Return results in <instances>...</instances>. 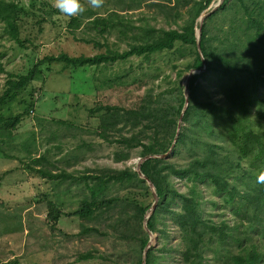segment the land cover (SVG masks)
Listing matches in <instances>:
<instances>
[{
    "label": "trees",
    "instance_id": "obj_1",
    "mask_svg": "<svg viewBox=\"0 0 264 264\" xmlns=\"http://www.w3.org/2000/svg\"><path fill=\"white\" fill-rule=\"evenodd\" d=\"M212 1L114 0L104 11L88 8L70 17L45 0H32L29 7L0 0L3 34L20 48L29 45L34 51L38 49L39 40L45 38V23L55 27L57 36L63 28L73 36L83 28L96 37L115 34L127 46L94 56L42 55L25 74L6 72L0 60V74L7 75L0 93V154L8 155L3 144L16 136L14 131L26 118L33 120L34 114L31 108L6 117L3 108L45 72L101 68L133 57L149 60L155 54L168 53L175 79L167 75L157 84L162 89L163 81L165 89L156 90L153 82L145 94L130 101L126 87L131 85L124 84L127 76H118L108 83L125 97L115 102L101 97L88 110L89 120L97 121L95 133L109 145H116L115 162L127 163L134 153L139 158L167 154L185 105L184 77L203 67L196 28ZM144 6L153 10L151 16L140 12L137 18L131 17ZM160 19L167 28L151 25ZM84 42L102 46L96 38ZM200 47L207 70L190 79L189 106L177 143L167 159H150L141 165L159 196L147 222L149 231L157 234V243L149 249L146 264H264V184L256 182L264 171V0H224L205 19ZM155 70L151 81L161 78L160 69ZM211 80L217 82V99L204 86ZM147 84V79L141 80L137 88ZM32 136L33 142L22 147L27 153L26 170L51 180L58 189L67 181L84 184L80 204L71 211H62L59 204L47 201L56 189L39 194L46 199L51 230L57 228L61 216L76 217L81 221L78 235L111 241L110 249L102 252L94 247L67 264L91 260L142 264L150 241L144 220L154 200L146 181L133 167L101 168L75 176L68 171L74 165L72 160H62L67 168H60L56 165L60 159L53 163L49 149L35 156L31 151L35 133ZM81 147L87 144L77 149ZM12 171L0 176V188ZM44 182L40 181L38 188ZM115 186H120L118 192L113 191ZM206 205L209 211L204 209ZM215 209L218 214H214ZM1 264L23 263L17 257Z\"/></svg>",
    "mask_w": 264,
    "mask_h": 264
},
{
    "label": "rangeland",
    "instance_id": "obj_2",
    "mask_svg": "<svg viewBox=\"0 0 264 264\" xmlns=\"http://www.w3.org/2000/svg\"><path fill=\"white\" fill-rule=\"evenodd\" d=\"M9 1H16L28 7L32 2V0ZM45 1L52 4V0ZM84 1L86 9L91 8L87 0ZM113 1L104 0L105 7L102 6L99 9L104 11L105 8L112 6L110 3ZM140 12L151 16L153 10L144 6L131 17L137 18ZM151 25L167 28L161 19L159 23L152 21ZM44 27L45 38L39 40L41 45L34 51L29 45L26 48L16 46L13 41L4 36L3 27L0 25V60L6 72L25 74L38 59L42 58V55L57 56L60 53H67L70 56H94L108 49L122 51L127 48L125 43L119 42L115 34L106 36V41L105 38L96 37L95 33L83 28L76 31L74 36L63 28V32L57 36L55 27H52L50 23H45ZM93 38H96L102 46L84 42V39ZM170 57L172 58L170 54L162 53L153 55L149 60L133 57L128 61L101 68L86 66L51 71L48 74L45 72L38 81L27 86L10 105L3 108L2 113L6 117L16 116L33 108L34 117L31 115L33 120L26 118L21 124L22 127L14 131L16 136L6 140V145L3 144L8 155L0 154V176L4 171L13 169L1 181L0 188V264L17 257L22 259L23 264H67L75 261L80 253L94 247L102 252L110 249L111 241L78 235L81 231V221L76 217L61 216L57 228L51 230L50 222H47L46 199L39 194H48L56 189L55 195H49L47 201L56 202L62 211H71L80 204L82 199L80 188L84 187V184L79 181H67L59 189L54 187L51 180L26 170L27 153L22 147L26 143L33 142L32 135L35 133L36 141L31 147L34 155L37 156L49 149L53 163H57L55 161L60 159V163L56 164L60 168H67L63 162L72 160L74 165L68 168V171L75 176L84 175L86 171L96 173L95 170L101 168L133 167L136 170L140 160L136 153L127 163H117L113 160L116 145H109L98 136V133H95L97 121L89 120L88 110L101 97H111L112 102H115L118 97H125V94H119L112 88V84L108 83L118 76H127L124 84L131 85L126 87L130 101L145 94L153 82L156 90L165 89L166 84L163 81L162 89L157 87V84L167 75L175 79V73L170 69ZM56 68L58 69L57 66ZM155 68L160 69L161 78L151 81L149 77L156 73ZM6 76V74H0V93ZM186 77H184V83ZM146 79L147 86L137 88V83ZM204 86L212 98L219 97L216 80L205 82ZM59 121L72 126L64 125ZM83 143L87 144V147L77 149ZM60 148H62L61 152L58 151ZM3 156H9L11 159ZM43 180L44 184L38 188L40 181L43 183ZM119 190L120 186L113 188L115 192ZM204 209L209 211V205H206ZM213 212L218 214L219 210L215 209ZM227 218H230L228 212ZM84 264L105 263L101 260H91Z\"/></svg>",
    "mask_w": 264,
    "mask_h": 264
},
{
    "label": "water",
    "instance_id": "obj_3",
    "mask_svg": "<svg viewBox=\"0 0 264 264\" xmlns=\"http://www.w3.org/2000/svg\"><path fill=\"white\" fill-rule=\"evenodd\" d=\"M224 2V0H213L212 3L210 4V6L201 13L199 19H198V26L196 28V39H197V48H198V52L201 56V60L203 63V67L201 69L198 70H192L188 73L186 79H185V83H184V96H185V105L182 111V114L179 118V122H178V129H177V136L176 139L170 149V151L175 147L176 143H177V138L179 136L181 127H182V122H183V116L185 114V111L187 110L188 106H189V96H190V89H189V83H190V79L192 77V75L194 74H200L204 71L207 70V64L206 61L202 55L201 52V47H200V38H201V30H202V25L205 21V19L213 12H215ZM164 154V155H149L143 158H140L138 164H137V169L136 171L138 172V175L141 179L145 180L147 185L149 186L152 194H153V199H154V203L153 205L150 207V209L148 210L147 214H146V218L144 220V229L149 233L150 235V241L147 245V247L145 248L144 252H143V260H142V264H146V259H147V254L149 249L154 246L156 243H153L155 241H157V234H154L153 232L149 231V229L147 228V222L149 220V218L154 214L157 204L159 202V196L156 192V188L154 186V184L152 183V181L150 179H148L141 171V165L150 159H167L169 156V153Z\"/></svg>",
    "mask_w": 264,
    "mask_h": 264
},
{
    "label": "clouds",
    "instance_id": "obj_4",
    "mask_svg": "<svg viewBox=\"0 0 264 264\" xmlns=\"http://www.w3.org/2000/svg\"><path fill=\"white\" fill-rule=\"evenodd\" d=\"M87 4L92 9H99L103 6L104 0H87ZM52 6L61 14L76 17L86 11L85 4L81 0H52ZM257 183L264 184V171L257 176Z\"/></svg>",
    "mask_w": 264,
    "mask_h": 264
},
{
    "label": "crops",
    "instance_id": "obj_5",
    "mask_svg": "<svg viewBox=\"0 0 264 264\" xmlns=\"http://www.w3.org/2000/svg\"><path fill=\"white\" fill-rule=\"evenodd\" d=\"M3 170H4V169H3ZM6 171H10V169H9V170H6ZM6 171H4V173H5Z\"/></svg>",
    "mask_w": 264,
    "mask_h": 264
},
{
    "label": "bare ground",
    "instance_id": "obj_6",
    "mask_svg": "<svg viewBox=\"0 0 264 264\" xmlns=\"http://www.w3.org/2000/svg\"><path fill=\"white\" fill-rule=\"evenodd\" d=\"M149 179V178H148ZM154 203V202H153ZM147 247V246H146ZM142 260H143V258H142Z\"/></svg>",
    "mask_w": 264,
    "mask_h": 264
}]
</instances>
